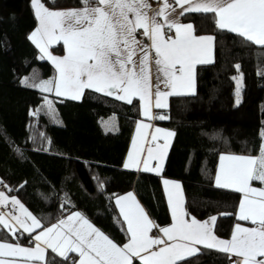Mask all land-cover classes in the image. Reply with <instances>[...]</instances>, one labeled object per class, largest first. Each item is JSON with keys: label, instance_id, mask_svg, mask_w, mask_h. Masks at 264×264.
Here are the masks:
<instances>
[{"label": "trees", "instance_id": "obj_1", "mask_svg": "<svg viewBox=\"0 0 264 264\" xmlns=\"http://www.w3.org/2000/svg\"><path fill=\"white\" fill-rule=\"evenodd\" d=\"M41 2L49 9L83 6L81 0ZM213 18L214 14L195 13L181 17L193 24L194 34L215 38L213 63L196 66L194 95L171 96L165 109L155 111L154 117H167L155 123L175 133L157 174L123 165L135 123L142 118L137 98L128 104L85 89L74 100L21 83L23 77L29 83L34 76L41 81L55 69L39 58V49L29 39L37 25L31 0H0V186L6 195L18 199L44 227L77 211L123 246L128 235L115 197L133 191L163 227L170 215L161 180L169 178L180 182L185 206L216 215L214 233L228 238L238 222L241 193L217 187L214 176L221 154L259 153L264 134V46L219 30ZM50 49L60 54L63 44ZM237 71L243 76L239 104L233 79ZM111 115L116 125L104 129ZM32 237L23 232L13 236L0 226V241L31 246ZM46 261L74 264L76 254L65 260L46 251ZM132 264L143 263L134 259ZM177 264L230 262L223 252L203 249Z\"/></svg>", "mask_w": 264, "mask_h": 264}, {"label": "snow or ice", "instance_id": "obj_2", "mask_svg": "<svg viewBox=\"0 0 264 264\" xmlns=\"http://www.w3.org/2000/svg\"><path fill=\"white\" fill-rule=\"evenodd\" d=\"M31 2L39 26L29 39L44 54L41 59L46 56L52 61L58 77L37 82L34 76L31 83L29 78H24L21 83L44 93L54 91L57 96H70L74 100L80 99L85 89L115 96L128 104L133 102V97H138L144 102L145 118H167L152 117L150 114L153 87L154 107L165 108L170 96L194 95L195 66L213 63L215 38L195 35L193 24H182L178 16L187 13L214 14L213 22L219 30H228L246 42L264 46V0H175L182 11L172 17L165 13L164 8L149 16L147 0H94V4L92 0H81L83 6L71 10H49L41 0ZM164 5L169 7L168 0H164ZM159 16L163 17V22L158 21ZM165 27L169 33L174 30V38L171 34L165 37ZM138 29H143V35L150 38L151 48L155 50V85L149 75L147 46L141 49L144 55L139 64L133 60L139 43L136 40ZM57 41H63L66 47L63 57L52 56L48 51V47ZM235 67L239 69L240 66ZM233 79L237 81L236 94L239 96L243 76ZM161 84L165 89L163 91ZM44 99L51 108L52 102L47 97ZM239 102L237 99L236 103ZM148 127V124L142 123L138 131ZM160 132L161 129L157 128L156 133ZM174 135L171 131L163 133L165 143L159 150L161 158ZM157 138V135L151 137L153 141ZM148 155L155 158L151 148ZM136 164L137 161L130 156V162L125 167ZM144 170L159 172L160 168L150 169L145 161ZM215 180L217 187L234 189L243 194L238 219L251 222L255 227L237 224L230 240L216 237L210 225H214L217 218L213 216L206 221H198L194 217L185 219L188 214L183 209L181 185L168 180L164 184L171 185L166 191L174 222L160 231L172 243L149 236L151 229L157 226L149 220L131 192L116 200L119 214L127 224L126 231L130 234L129 242L123 246H118L79 212L44 227L40 219L12 197L10 202L18 207L21 215L5 219V215L0 214V226L13 236L21 229L30 235L36 229L42 230L33 237L35 247L0 242V264H15V261L4 257L16 256L26 257L29 264H54L46 261V249L65 260L68 253H78V264H132L134 256L140 258L143 264H177L199 254L200 249L196 246L228 254L230 264H264V187L251 186L253 181L264 183V146L257 157L221 155ZM7 203L9 198L0 191V204ZM154 245L165 246L149 251Z\"/></svg>", "mask_w": 264, "mask_h": 264}, {"label": "crops", "instance_id": "obj_3", "mask_svg": "<svg viewBox=\"0 0 264 264\" xmlns=\"http://www.w3.org/2000/svg\"><path fill=\"white\" fill-rule=\"evenodd\" d=\"M147 3L149 4V8H148V15L149 16H152V15H155L157 12L160 11L161 8H164L165 9V13L169 16V17H172V16H178V14L182 11L181 7L175 3V0H168V5L169 7L165 8V5H164V0H147ZM185 7H188V5H184ZM81 7H78V8H65V9H52V10H71V9H80ZM173 9H175V12H173ZM51 10V9H50ZM182 16H178V19L179 21L182 23V24H189L188 22H184L182 21L181 19ZM131 18V17H130ZM158 21L159 22H163V17L162 16H159L157 17ZM164 34H165V37L167 38V36L169 34H171L174 38V30L172 31V33H169L167 28L165 27L164 28ZM228 31V30H227ZM140 33H142V35H140ZM196 35V34H195ZM197 36H204V35H197ZM136 40L139 42L138 43V46L136 48V54L135 56L133 57V60L139 64V61L141 59V57L144 55V52L141 50L142 48H144L145 46H147V50H148V55H149V61H148V69H149V75H150V79L152 81V84L155 85L156 84V76H157V66L155 65V50L151 48V40L149 37L147 36H144L143 35V29H138L137 32H136ZM143 38H146L148 43H145ZM63 44V43H62ZM66 54V49H65V46L63 44V52L61 53V55H65ZM199 65V64H198ZM197 66V65H196ZM195 66V68H196ZM195 68H194V83H195ZM161 75V78L162 77V73L160 74ZM43 81V79H42ZM161 90H165L164 89V86L163 84H161ZM152 92H153V98H152V107L150 108V114L152 117L155 116V111L157 110V108L154 107V104H155V88L153 87L152 89ZM47 94H53L52 93H47ZM171 97V96H170ZM167 98V105H168V101H169V98ZM133 98H137L139 103H140V108H141V115H142V118L137 120L136 123H135V127H134V130H133V134H132V137H131V141H130V145H129V148H128V151L126 153V156H125V159H124V167H125V164L126 163H129L130 162V156L133 157L136 161H137V164L134 165L133 167H127V168H130V169H135L137 171L139 170H144V162L147 161L148 163V167L150 169H156L157 167L160 168V171L157 172L155 170L153 171H149V172H153V173H157V174H160L163 170V166H164V162H165V159H166V155H167V152H168V148H169V145H170V142L172 140V137L169 139L168 141V147L167 149L164 150V155L163 157L161 158L159 156V150L160 148H162V146L164 145L165 143V140H164V136H163V133L164 132H167V131H170V129H167L165 127H162L160 125H158L157 123H155L154 121V118H145L143 116V104L144 102L141 101L138 97H133ZM166 108V107H165ZM165 108H162V109H165ZM142 123H146L149 125L148 128L146 129H140L138 131V128H139V125L142 124ZM103 127L104 129H107V128H114L115 125H114V122L111 121V123L109 122H106L105 124H103ZM159 128L161 129V132L160 133H156V129ZM152 135H157V140L156 141H153L151 139ZM261 145H262V141H261ZM151 148L152 149V155L153 157L155 158H149V155H148V149ZM260 149H261V146H260ZM259 153H260V150H259ZM259 153L257 155H254L252 157H257L259 156ZM221 155H237V154H221ZM220 155V156H221ZM220 156L218 158V162H217V167H216V171H215V176H214V183L216 184V176L219 172V166H220ZM238 156H251V155H238ZM145 171V170H144ZM165 180H168L170 182H177V183H180L179 181L177 180H174V179H169V178H162L161 180V183H162V188H163V192H164V195H165V200H166V203H167V208H168V211H169V215H170V222L169 224L163 226V227H159L154 221L153 219L150 217V215L147 213L146 209L144 208V206L141 204V202L139 201V199L136 197L135 193L133 191H130L134 196H135V199L136 201L139 203V205L144 209L146 215L148 216L149 220L154 224L156 225L157 227H153L151 229V233L149 234L150 237L152 238H160L162 240H164L166 243H172V241H168L167 238L164 236L163 232L160 231L161 228H164V227H169L173 224L174 222V219H173V215H172V205L169 203L168 201V196H167V191H166V188L167 187H170L171 185H168V186H165L164 184V181ZM181 185V184H180ZM251 186L252 187H256V188H261V187H264V183H261V182H258V181H253L251 183ZM0 191L4 192V194L6 195L4 189L2 186H0ZM130 192H126V193H123L121 195H118L115 197L114 199V202H115V207L118 211V214H119V206L116 204V200L117 198H120V197H124L126 196L128 193ZM7 197V196H6ZM9 198V196H8ZM181 199H182V202H183V209L184 211L188 214L185 216V219H191V218H195L197 219L198 221H206L208 220L210 217H213L216 215L214 214H210V213H205V212H202V211H198V210H192V209H189L185 206V201H184V196H183V191H182V187H181ZM243 199V194L241 193V198H240V201H239V204L241 203ZM10 204L12 206L13 209H15V212L14 214L16 213V211L18 210L17 208L18 207H14L11 202H10V198H9V203H7L6 205ZM6 205L4 204H0V207H5ZM238 209H239V205H238V208H237V212H236V218L238 220L237 223L234 224L233 228H232V231H231V234L228 238H222V237H219L217 236L215 233V236L220 238V239H224V240H230L231 239V236L235 230V226L237 224H240L242 227H247V228H252V227H255L256 225H253L251 222H246V221H240L238 219ZM77 211L75 212H72L68 215H66L65 217H63L62 219H66L69 215H72L74 213H76ZM2 214V213H0ZM14 214H9V213H6L4 214L5 215V219H7L9 216H13ZM119 216L121 217V219L123 220V217L122 215L119 214ZM216 221V220H215ZM58 223V222H56ZM55 223V224H56ZM124 226H125V230L127 229V224L126 222H124ZM215 224V223H214ZM94 226V225H93ZM212 228H213V232H214V225H210ZM50 227V226H49ZM96 227V226H95ZM97 228V227H96ZM98 229V228H97ZM127 232V231H126ZM27 234V233H26ZM128 241L126 243L129 242L130 240V234H128ZM33 239V237H32ZM1 242V241H0ZM4 242V241H2ZM8 243V242H7ZM14 244V243H12ZM34 244V242H33ZM119 246V245H118ZM165 245H154L152 246V248L149 250V251H157L160 247H163ZM198 249L203 250V249H208V248H204L203 246H196ZM212 250H216L218 251L217 249H212ZM46 251H51L50 249H46ZM70 254V253H68ZM76 254V262L75 264H78V261H79V255L78 253H74ZM147 253H142V255H146ZM58 256V255H57ZM228 256V254H227ZM59 257V256H58ZM10 258H15V257H4V259H7L9 260ZM134 259H138L140 260L142 263L143 261L138 258V257H132V261ZM233 259H236L235 257H233ZM259 259V257H258ZM230 262V261H229Z\"/></svg>", "mask_w": 264, "mask_h": 264}, {"label": "rangeland", "instance_id": "obj_4", "mask_svg": "<svg viewBox=\"0 0 264 264\" xmlns=\"http://www.w3.org/2000/svg\"><path fill=\"white\" fill-rule=\"evenodd\" d=\"M42 3V2H41ZM31 7H32V9H33V11H34V14H35V8L32 6V2H31ZM49 9V8H48ZM50 10V9H49ZM52 10V9H51ZM35 17H36V15H35ZM36 20H37V25H36V27L34 28V30L35 29H37L38 28V26H39V20H38V18L36 17ZM33 30V31H34ZM32 31V32H33ZM31 32V33H32ZM30 33V34H31ZM30 36V35H29ZM137 38V37H136ZM58 43H63V41H57V42H54V43H52L49 47H48V51L51 53V55L52 56H56V57H63V56H65V55H61V53L59 54V53H54V52H52V50L50 49L51 48V46H56ZM35 44V43H34ZM138 46V45H137ZM38 48V47H37ZM39 49V48H38ZM65 49H66V47H65ZM39 52H40V50H39ZM44 54L43 53H39V58L41 59V57L43 56ZM43 59H46V60H48L52 65H53V67H54V69H55V74L53 75V76H50V77H47V78H43V81L44 80H55L57 77H58V72H57V70H56V67H55V65L52 63V61L50 60V59H48L46 56H44V58ZM241 76V72L240 71H237L236 73H235V75H234V77H237V78H239ZM25 77H23L22 78V80L24 79ZM42 81V80H41ZM234 84H235V101H237V99H239V96H237V81L234 79ZM241 87H242V83L240 84V89H241ZM239 94H240V91H239ZM53 95H55V96H57L56 94H55V92L53 91ZM58 97H62V98H70V99H72L70 96H58ZM115 97V96H114ZM49 101H51L50 99H48ZM53 103H52V105H51V108L52 109H54L53 108ZM110 118H111V120L109 119V123H111V121H113V120H115V117H114V115H111L110 116ZM106 119H101V122L103 123V122H106L105 121ZM116 125V124H115ZM170 131L171 132H173L171 129H170ZM172 140H173V137H172ZM172 140H171V142H172ZM171 142H170V144H171ZM262 146H264V135H262V145H261V148H262ZM169 147H170V145H169ZM169 149V148H168ZM260 152H261V149H260ZM260 154V153H259ZM237 155H239V154H237ZM5 196H7V195H5ZM8 197V196H7ZM10 198V200H11V198L12 197H9ZM9 206H7V208L8 207H10L11 208V210L9 211V210H7V211H9V212H6V213H9V214H14V212H15V209H13L12 208V206L10 205V204H8ZM4 207V206H3ZM16 208V207H15ZM18 209V208H17ZM28 210V209H27ZM29 211V210H28ZM80 213V212H79ZM82 214V213H81ZM18 215H21V213H20V211H19V209L16 211V213L13 215V216H18ZM84 216V215H83ZM85 217V216H84ZM86 218V217H85ZM87 219V218H86ZM90 222V221H89ZM29 223H30V221H29ZM91 223V222H90ZM95 226V225H94ZM49 227V226H48ZM42 230V229H41ZM41 230H39V231H35L34 233H33V237H34V235L35 234H38ZM19 232H23L22 231V229L19 231ZM26 234V233H25ZM2 242V241H1ZM8 243H10V242H8ZM20 245V244H19ZM20 246H22V247H35V243L33 244V245H20ZM9 260H13V261H15V264H29V262H28V260H27V258L26 257H23V256H16L14 259L13 258H10ZM40 264H43V262H40Z\"/></svg>", "mask_w": 264, "mask_h": 264}, {"label": "built area", "instance_id": "obj_5", "mask_svg": "<svg viewBox=\"0 0 264 264\" xmlns=\"http://www.w3.org/2000/svg\"><path fill=\"white\" fill-rule=\"evenodd\" d=\"M140 35H142V33H140ZM143 40H144L145 43H148L146 38H143ZM7 206H9V205H6L5 207H0V213L6 214V212H9L11 210V208L10 207L7 208ZM7 210H9V211H7ZM150 233L151 232H149V234Z\"/></svg>", "mask_w": 264, "mask_h": 264}]
</instances>
